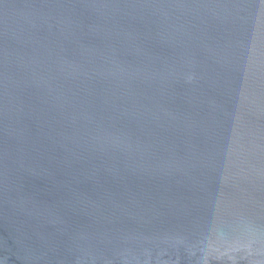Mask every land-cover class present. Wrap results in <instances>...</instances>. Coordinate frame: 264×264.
Masks as SVG:
<instances>
[{"label": "water", "instance_id": "1", "mask_svg": "<svg viewBox=\"0 0 264 264\" xmlns=\"http://www.w3.org/2000/svg\"><path fill=\"white\" fill-rule=\"evenodd\" d=\"M0 264H264V0H0Z\"/></svg>", "mask_w": 264, "mask_h": 264}]
</instances>
